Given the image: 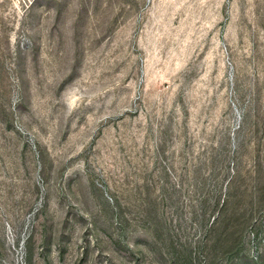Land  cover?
<instances>
[{
  "label": "rangeland",
  "instance_id": "obj_1",
  "mask_svg": "<svg viewBox=\"0 0 264 264\" xmlns=\"http://www.w3.org/2000/svg\"><path fill=\"white\" fill-rule=\"evenodd\" d=\"M0 264H264V0H0Z\"/></svg>",
  "mask_w": 264,
  "mask_h": 264
}]
</instances>
